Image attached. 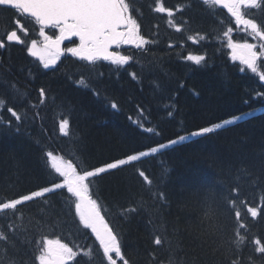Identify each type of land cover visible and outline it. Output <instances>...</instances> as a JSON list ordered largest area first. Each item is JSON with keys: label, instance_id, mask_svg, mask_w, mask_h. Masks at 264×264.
Returning a JSON list of instances; mask_svg holds the SVG:
<instances>
[{"label": "trees", "instance_id": "16d2710c", "mask_svg": "<svg viewBox=\"0 0 264 264\" xmlns=\"http://www.w3.org/2000/svg\"><path fill=\"white\" fill-rule=\"evenodd\" d=\"M128 2L140 34L150 43L129 49L126 54L133 60L124 66L67 55L45 68L27 51L37 27L20 35L24 43L7 41L6 34L17 28L15 21L26 17L0 7V39L5 41L0 100L6 101L0 107V201L60 182L46 161L48 151L92 170L255 111L212 133L107 170L92 179L91 192L133 264H169L170 257L174 264H228L237 210L239 223L246 225L240 229L246 237L241 254L264 264L252 244L256 238L264 243V96L257 95L264 93V81L232 59L223 32L231 27L230 36L237 41L248 36L217 5L164 0L165 7L181 9L168 17L154 11V0ZM245 12L264 24V11ZM170 20L182 30L176 31ZM189 52L205 55V62L183 60ZM260 64L264 71V60ZM40 88L47 92L43 104ZM8 107L21 114V121ZM62 117L70 120L67 136L59 132ZM141 170L150 185L138 175ZM157 193L163 197L156 198ZM74 200L64 188L18 206L22 230L9 233L14 247L0 242V248H7L19 264H38L36 242L47 237L78 252L67 264H105L95 234L75 214ZM249 206L258 208L256 218ZM133 207L135 213H122ZM11 216L0 213V227L6 230ZM156 235L162 245L154 244Z\"/></svg>", "mask_w": 264, "mask_h": 264}, {"label": "snow or ice", "instance_id": "6c2138e0", "mask_svg": "<svg viewBox=\"0 0 264 264\" xmlns=\"http://www.w3.org/2000/svg\"><path fill=\"white\" fill-rule=\"evenodd\" d=\"M202 2L209 6L223 4L231 16L235 18L236 24H243L245 31L250 30L253 38L258 39L260 52L256 50L258 45L255 43L245 41L243 44H238L233 42L230 39V33L233 31L231 27L223 32V36L229 38L227 46L232 50V59H240L252 73L258 75L259 80L264 81V71L260 70L261 64L258 63L261 52H264V24L259 23L255 18L247 17L245 12L246 9L264 11V0H202ZM154 5V11L165 13L168 17H174L175 11L181 10L165 7L164 0H154ZM5 6L15 10L18 15L34 18L36 23L40 25L39 35L43 38L42 46H39L36 40H32L27 51L33 57H37L45 68L55 64L62 51L69 52L73 56L92 64L102 59L110 61L114 65L124 66L129 64L133 57L123 55L119 51H112L113 46L118 48L121 45L131 44L137 49H141L150 43L149 40L140 34V25L131 14L128 0H0V7ZM15 23L19 25L20 21L16 20ZM169 23L173 24L176 31L182 30V26L175 23L174 20H170ZM45 27L57 29L58 35H55V37L48 35L44 31ZM23 32L26 34L27 29H23ZM71 37H78L79 43L74 47L61 49V44ZM6 39L9 42L24 43L17 30L8 32ZM188 39L196 42L195 37L189 36ZM4 47L5 41L0 39V49ZM169 47H172V45H169ZM182 59L190 61L194 65H201L205 62L206 57L205 55L189 52L187 55H183ZM131 75L133 79H136V73H131ZM79 83L85 84V81L81 79ZM12 87L15 88V85H12ZM257 95L264 96V93H258ZM39 97L40 103L43 104L47 99V92L44 88L39 89ZM5 104L6 101L0 100V107ZM111 107L116 109L117 104L112 102ZM7 111L16 121H21V114L14 108L8 107ZM168 115L171 116L172 113L169 112ZM239 119H241L239 116L233 117L211 127L200 128L198 131L191 133V135L201 136L212 133L216 129L233 124ZM7 126L11 127V121L7 122ZM58 127L59 132L67 136L69 134L70 120L64 117L60 118ZM148 131L151 132L152 129H148ZM185 139V136H180L178 140L168 141V144L149 147L147 151L127 155L124 159H118L92 170L78 168L71 160H64L62 156L54 155L53 152L48 151L45 157L46 161L57 174L60 182L51 183L49 187H43L40 190L20 195L17 198L0 201V213H12V216L8 217L9 222L6 225V230L0 227V242L14 247L13 242L9 239V233L15 235L23 227V213L18 211V206L25 202L42 198L47 193L66 188L67 192L75 198V214L79 217L80 224L84 228L91 229L92 233L95 234L96 240L99 242V248L102 250V258L105 264H118V261L119 264H133L126 257L118 234L113 231L104 216L101 215L97 200L92 198V179L107 170L117 169L131 162L139 161L143 157L155 154L161 149ZM138 175L143 178L145 183L149 185L152 183L144 171H139ZM155 195L156 198L163 197V193ZM136 211L137 209L133 207L123 209L122 213L128 215ZM247 211L253 218L259 215L257 207L249 206ZM235 217L238 227L234 231L233 239L231 240L232 255L228 259V264H256L254 255L245 258L241 254L245 246L246 237L241 235L240 229H244L246 225L239 223L240 211L237 210L235 212ZM15 221H20L21 223H16ZM163 243L164 241L159 235L154 237L155 245H162ZM252 244L254 245V253L264 257V243L259 238H256L252 241ZM36 249L38 254L34 256V262H38V264H67V262L72 261L78 255V252L74 251L68 244L62 243L59 239L50 240L47 237H43L36 242ZM86 254L90 257L93 255L91 250ZM0 264H19V262L15 257L8 256L7 248H0ZM169 264H174V260L171 257Z\"/></svg>", "mask_w": 264, "mask_h": 264}, {"label": "rangeland", "instance_id": "374dc122", "mask_svg": "<svg viewBox=\"0 0 264 264\" xmlns=\"http://www.w3.org/2000/svg\"><path fill=\"white\" fill-rule=\"evenodd\" d=\"M26 22V25L27 26H32L31 24H30V22H27V21H25ZM20 25V24H19ZM238 30H240L241 32H244L247 36H248V39L247 40H244V41H237V40H234L231 36H230V39L233 41V42H235V43H238V44H243L245 41H247L248 43H255V44H257L258 45V47H257V51L258 52H260L261 50H260V48H259V41H258V39H254L253 38V36L251 35V33H250V30L249 31H245V28H243V27H241V28H239ZM29 33L30 32H28V30H27V35H29ZM36 37H35V39H32V40H36L37 42H38V45L39 46H42V43H43V38L39 35V33H40V31L39 32H37V30H36ZM26 35V36H27ZM25 36V37H26ZM32 40H30L29 41V44H28V46H30L31 45V41ZM131 47H134V48H136L134 45H132ZM230 49V53H232V50H231V48H229ZM66 53L67 54H71V53H69V52H66V51H64V52H61V54L58 56V58L56 59V63L55 64H53V65H50L49 67H52V66H54V65H56L57 64V62L64 56V55H66ZM72 55V54H71ZM232 56V55H231ZM37 58V57H36ZM38 59V58H37ZM39 60V59H38ZM239 63H240V65H242V68H246V69H248L247 68V66L246 65H244L242 62H241V60L240 59H236ZM264 60V52H261V57H260V61L262 62ZM40 61V60H39ZM260 61H258V63H260ZM248 70H250V69H248ZM251 71V70H250ZM253 113H255V111H251V112H249V113H246V114H242V115H239V117H241V119L243 118V117H246V116H249V115H251V114H253ZM237 117V116H236ZM230 119H232V118H230ZM229 120V119H228ZM236 121H238V120H236ZM235 121V122H236ZM234 122V123H235ZM222 123V122H221ZM193 133V132H192ZM185 137H186V139L184 140V141H186V140H189V139H191V138H193V137H195V136H192L191 135V133L190 134H187V135H184ZM179 138H176V139H174V140H178ZM181 142H183V141H180V142H178V143H181ZM166 144H168V143H166ZM173 145H175V144H173ZM169 146H172V145H169ZM168 146V147H169ZM54 155H57V154H54ZM57 156H59V155H57Z\"/></svg>", "mask_w": 264, "mask_h": 264}, {"label": "flooded vegetation", "instance_id": "af4514ba", "mask_svg": "<svg viewBox=\"0 0 264 264\" xmlns=\"http://www.w3.org/2000/svg\"><path fill=\"white\" fill-rule=\"evenodd\" d=\"M19 21H20V25H17L16 24L17 25V28L15 29V30H17L18 35H22L23 36L25 34L23 32V29H27L28 32H30L29 30L33 26L37 27V32L40 31V25L38 23H36V21L34 19H32V18L26 17V18H24V21H21V20H19ZM25 21H27V22L29 21L32 26L31 27L30 26H27ZM21 25H22V28H21ZM44 31L48 35L53 36V37H55V35H58V30L55 29V28H52V27H45ZM25 35H27V33ZM21 39L23 40V37H21ZM78 43H79V38L78 37H71L70 39L65 40L61 44L60 47H61V49H67V48H70V47H74ZM131 46H132L131 44H129V45H121L118 48H116V50L119 51V52H121V53H124V52H127L131 48ZM62 52H64V51H62ZM66 55H71V54H67L66 53Z\"/></svg>", "mask_w": 264, "mask_h": 264}, {"label": "water", "instance_id": "95a60500", "mask_svg": "<svg viewBox=\"0 0 264 264\" xmlns=\"http://www.w3.org/2000/svg\"><path fill=\"white\" fill-rule=\"evenodd\" d=\"M199 1H201L202 2V0H199ZM219 8H221V9H223L224 11H226L230 16H231V14L227 11V8L223 5V4H220V5H217ZM6 7V6H5ZM28 17H30V16H28ZM232 17V16H231ZM234 18V17H233ZM241 25H243V24H240V25H238V27H240ZM115 46H113V48H112V51H116L115 50ZM79 60H81L80 58H78Z\"/></svg>", "mask_w": 264, "mask_h": 264}]
</instances>
